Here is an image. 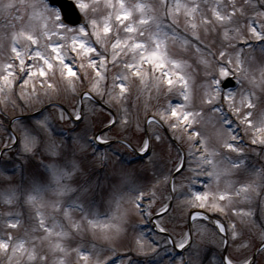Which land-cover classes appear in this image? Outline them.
Listing matches in <instances>:
<instances>
[{"label":"snow or ice","instance_id":"obj_1","mask_svg":"<svg viewBox=\"0 0 264 264\" xmlns=\"http://www.w3.org/2000/svg\"><path fill=\"white\" fill-rule=\"evenodd\" d=\"M117 3L119 11L115 15V22H111V16L105 19L102 30L94 18V5L88 0H35L31 4H25L23 0L20 3L7 0L0 3V12L4 13L5 20L10 19L13 28L17 25L21 28L13 34L7 61L0 63V94L5 90L13 92V85L19 83V99L26 103L33 98L39 101L36 80L46 81L50 74L54 75L59 70L61 76L70 78L71 84L74 80L88 79L89 69L95 72L90 92L81 93L80 104H73L71 110L50 100L41 103L28 116H8V101L4 102L5 108L0 110V205L9 209L23 205L34 208L36 230L45 232V239L55 236L59 240L68 235L62 230L56 231L60 226L55 222L48 226L44 210L49 207L62 211L77 230L80 225L72 221L68 211L72 207H79L82 220H87L93 227L111 228L113 226L107 221L88 219L83 205L69 204L65 208L59 200H47L45 196L50 189L61 197L79 191L80 195L75 198L84 201L88 193L86 186L77 189L64 182L71 183L76 175H84L80 161L88 156L101 165H105L112 156L118 160L119 149L113 145L123 146L133 155L138 154L146 165L152 166L156 161L155 149L165 139L175 143L186 137L189 144L187 155L181 147L177 152V161L173 162L172 169L165 177V183L171 181L174 192L177 176L181 179L182 187L183 182L187 181L189 191L180 194L189 197L184 205L191 206L193 211L188 212L185 219L211 222V246L202 247L201 242L194 241L193 228L187 223V231L177 232L175 229L179 225L172 226L170 230L161 217L174 219L169 215L173 197L170 194L169 203L160 207L158 212H153L157 195L155 185L150 190L149 185L145 184L130 191L129 196V203L134 205L132 211L142 220L152 221L153 215L156 217L153 224L156 235L146 238L143 232H139L133 241L138 252L151 257L145 259L143 264H264V164L259 170L253 166L252 174L258 180L229 181L223 188L220 186L222 177L247 171L245 148L241 147L245 137L249 139L248 148L264 158V116L260 119L254 117L252 103V89L259 86L264 90V66L257 68L255 61L245 52V46L249 51L254 47L252 41L259 42L264 52V0H244L239 8L237 0H225L223 4L221 0H215L214 6L210 5L209 0H185L183 3L181 0H159L158 7L147 3L137 4L135 11L139 13L138 19L125 8L123 0H117ZM29 8L38 9L34 16L43 21L42 34L48 38V43L42 50L33 51L30 47L21 46L26 42L37 47L40 44L32 25L24 24L25 16L20 12V9ZM13 10H16V15L10 17ZM248 12L252 15H247ZM239 18H244L246 23L241 25ZM230 24L237 27L229 28ZM218 28L224 29L219 47L208 40V36ZM233 32L235 34L231 35ZM53 36L60 39L54 41ZM177 40H182L185 46L195 49L204 57L206 84L202 103L216 114L214 126L217 139L227 153H234L235 157L209 150L208 137L197 127L202 124L203 115L189 107L190 77L184 72L183 62L176 59L168 47L170 41ZM109 55L112 64L121 65V70L113 77L112 88L107 92L110 100L103 101L105 92L98 85L106 78ZM130 76L139 78L141 82H146L150 77L158 89L161 84L166 85L167 94H176L179 102L173 103L169 99L166 105H158L151 116L146 115L143 123L137 121L135 127L130 119L120 120L119 128L123 134L112 135L109 133L117 127L118 121L117 114L109 108L111 118L107 124L101 118L100 128L89 136L91 127L85 125L81 128L85 120L81 105L85 101H103L104 105L110 104L111 100L120 101L127 91ZM30 82L33 87L27 91ZM48 87L51 88V85ZM117 88L119 95L115 94ZM92 93H96L100 101ZM13 108L15 110V104ZM49 109H53V112L50 113ZM58 122L72 126L61 127ZM161 130L170 131L172 136L165 137ZM64 132L69 135L65 137ZM38 145L44 146L42 152ZM256 147L260 148L259 152H256ZM42 156L56 161L63 156L64 163H45ZM33 159L37 162L35 170L31 163ZM186 162L196 166L186 170ZM39 169H44L48 174L46 184L33 180L24 182L26 171L35 175ZM197 183H201L203 191L196 190ZM237 184L240 186L237 187ZM118 192L110 194V203ZM145 200L147 204L143 203ZM196 209H207L219 215L209 216L208 211ZM127 215L128 210H125L115 218L119 221L115 226L116 236L125 231ZM6 218L8 223L0 227V254L7 257L8 264H49L48 256L39 254L35 241L29 247L26 238L12 234L11 230L17 229L20 224L19 213L10 211ZM129 226L136 231L135 225ZM51 247L54 252L65 251L60 243ZM161 250L169 254L167 262L163 260ZM109 251L113 255L102 261L97 259V264H117V261L119 264H133L130 257L123 258L115 248ZM76 252L84 264H91L86 249L78 248ZM55 264L65 262L59 260Z\"/></svg>","mask_w":264,"mask_h":264},{"label":"rangeland","instance_id":"obj_2","mask_svg":"<svg viewBox=\"0 0 264 264\" xmlns=\"http://www.w3.org/2000/svg\"><path fill=\"white\" fill-rule=\"evenodd\" d=\"M7 2V0H0V3ZM16 3H20V0H15ZM25 4L34 3L35 0H23ZM89 3L94 5L93 13L94 18L98 21L99 27L103 28V22L111 16V22H115V15L119 11V4L117 0H88ZM185 2V0H181ZM199 2V0H198ZM225 0H221L223 4ZM255 2V0H254ZM126 9L131 11L133 15L138 19L139 13L135 11V6L137 4H151L158 7L159 0H123ZM211 6H214L215 0H209ZM244 0H237V7L239 8L243 5ZM39 10H33L31 8L25 10L20 9L22 15L25 16L24 24H31L34 30V34L40 39L39 47L31 45L30 42L21 45L22 47H30L33 51L42 50L43 46L48 43V38L43 36L42 28L43 21L34 16V12ZM231 11V8H229ZM16 10H13L9 16H15ZM247 15H252L248 12ZM239 23L241 25L246 23L244 18H239ZM12 21L5 20L4 13L0 12V63L7 61L12 47L13 34L18 33L21 28L19 25L13 28L11 26ZM229 28H236V24L228 25ZM91 31V29H89ZM223 28H218L216 32L211 33L208 36V40L214 41L219 47L223 41ZM234 35L235 33H230ZM52 39L59 40V36H53ZM94 39V38H93ZM70 44V41H69ZM253 48L249 51L247 46H245L246 55H249L256 63L257 68L264 66V52L261 51L262 45L257 41H252ZM109 52L111 50V45L109 44ZM169 50L173 56L179 61L183 62L185 65L184 72L188 74L189 79V93L190 102L189 107L194 111H200L203 115V121L201 125L197 127L208 137V147L209 150H215L222 155H231L235 157V154L227 153V150L223 148V145L216 136V114H214L210 107L202 103L205 92V65L202 62L204 57L196 53L195 49H190L182 43V40L170 41L168 44ZM30 62V61H29ZM79 63V62H77ZM86 63V61H85ZM121 70V65H113L111 62V56H108V65L106 78L100 82L98 87L102 92H105L103 101L110 100V96L107 92L112 88V80L117 72ZM89 78L84 80H74L69 83L70 78L66 75L61 76L59 70L55 74H50V78L46 81L36 80L35 87L37 93L40 97L39 101L36 99H31L29 102L19 99L20 96V84L13 85V92H8L5 90L4 93L0 94V110L5 108V101L7 104V115H20L28 116L33 113L36 109L41 106V103H48L50 100L58 104H63L65 107L71 110L73 104H80L79 96L81 93L90 92L92 85L94 83L93 78L95 77V72L89 69ZM183 74V73H182ZM83 75V73H81ZM257 79H259V72L257 71ZM51 85V88L48 87ZM33 84L30 82L27 91H31ZM252 103L254 104L253 113L256 119H260L264 116V90L259 86L252 89ZM95 97L100 100V97L96 93H92ZM115 94L119 95V89H115ZM169 99L173 103L179 102L180 98L176 94L169 96L167 94V86L161 84L158 89L155 84L151 81L150 77L146 82H141L139 78L131 77L127 81V91L120 101L111 100V103L103 106L98 103H89L85 101L81 107L83 108L85 114V120L81 124V128L85 125L91 127L88 135L91 136L92 131H96L100 128L99 120L102 118L104 124L110 117L108 108H111L117 118V127L112 129L109 133L110 135L115 133H122L119 128V121L124 119H130L132 121V126H136V122H144L145 116H151L156 110L158 105H166ZM102 101V102H103ZM15 104V110L13 105ZM50 113L53 109L48 110ZM102 111V116H101ZM126 113V115H125ZM58 119V114H57ZM60 123V122H58ZM64 123V122H61ZM65 124V123H64ZM60 125V124H59ZM67 127H71V124H66ZM162 131V130H161ZM170 135H166L162 131V135L165 137L172 136V133L168 131ZM17 135H20L17 132ZM63 135L66 137L69 135L68 132H64ZM177 135H182V133H177ZM178 146H175L168 139L155 149L156 161L152 166H148L144 163L143 159H137L132 162H127L121 159L118 154H124L129 157L130 151L123 146L113 145L119 149L117 155L119 159L116 160V156L112 158L105 164L101 165L95 163L91 156L81 159V167L84 171V175H76L73 177L71 183H67L69 187H74L79 189L82 185L88 188L87 196L84 201L77 200L75 197L80 195L79 191L66 193L62 197L58 196L51 189L48 191L45 199L47 200H59L60 204L65 208L69 204L72 205H83L88 213V219L107 221L113 227L103 228V227H93L88 224L87 220H82V213L79 211V207H72L68 209L72 221H75L80 225V229L77 230L70 221L64 216L63 212L49 207L44 210V215L48 218V226L51 227L52 223L55 222L60 227L55 229L56 231L67 232L68 235L59 240L55 236L45 239L47 234L42 230H36V221L33 219L35 215L34 208H30L27 205H23L18 208L9 209L0 205V227L8 223L6 214L10 211L19 213L20 224L17 229H13L12 234L19 238H26L29 241V247L32 246L31 242L35 241V245L39 250L40 255H47L49 259V264H55L56 261L63 260L65 264H84V261L80 258V255L76 252V249H86L89 255L91 264H97V259L104 260L107 257L113 255L112 251L109 249L115 248L116 253L120 254L123 258H131L133 264H143L145 259H151L150 256L146 257L143 253L137 251L135 244L133 243L136 235L139 232H143L146 238H151L156 235L155 230L152 229L147 219H143L137 215L132 209L134 205L129 203L130 191H134L136 188L141 187L145 184L149 185L151 189L152 185H155L156 202L153 205V212H158L160 207L169 203L168 197L171 194L173 197L171 199V208L169 209V215L173 216L174 219L169 220L168 216L161 217L165 224L169 226L171 230L172 226L179 225L175 230L177 232L183 230L187 231L185 226L187 221L185 219L187 213L191 206H185L184 201L189 197L181 195V192H188L187 181H184V186H181V179L179 176L175 178V191H172L173 183L171 181L165 183V177L170 169L173 167V162L177 161V152L181 147L184 149V154L187 155V150L189 144L187 139L183 141H176ZM249 139L244 138V145L241 147L245 148V159L247 164V171L241 173H234L229 176L221 178L220 186L221 188L229 182H235L238 180H258V177L252 174L253 166L255 169L259 170L261 165L264 164V158L258 157L255 152L248 148ZM171 146V147H170ZM198 147V146H197ZM39 150L42 152L44 146L38 145ZM91 151V149H89ZM260 148L256 147V152H259ZM151 155V153H150ZM199 155V153H198ZM40 157H37L39 159ZM45 163H64V157H60L58 161L48 160L47 156H42ZM147 161V157H145ZM32 167L35 170L37 168V162L32 160ZM194 164L185 163V168L195 167ZM163 173V174H160ZM187 171L185 175H187ZM33 180L38 184H46L48 180V174L44 169H39L36 171L35 175H30L27 171L25 173L24 182ZM19 182V177L17 178ZM237 187L240 185L237 184ZM196 190L203 191L201 183H197L195 186ZM114 191H119L115 195V200L110 203V194ZM117 201L119 202V208H117ZM147 204L148 201H143ZM89 206H88V205ZM125 210H128V215L126 217L125 231L119 236L115 234V226L119 224V221L115 219L121 215ZM208 211L207 209H205ZM210 214L219 215L218 213ZM154 223L156 217L153 215ZM129 225H135L136 231H133L132 227ZM190 226L193 228V240L196 242H201V246H211L213 226L208 221H202L197 219L196 221H191ZM199 230V231H198ZM203 239L206 241L203 243ZM259 241L257 240L256 243ZM55 243H60L65 249L63 253L58 251H53L52 245ZM147 251V250H146ZM163 260L167 262L170 258L169 254H165L161 250ZM175 253H172L174 255ZM26 259V257H25ZM0 264H8L7 257L0 254ZM119 264V261H117Z\"/></svg>","mask_w":264,"mask_h":264},{"label":"water","instance_id":"obj_3","mask_svg":"<svg viewBox=\"0 0 264 264\" xmlns=\"http://www.w3.org/2000/svg\"><path fill=\"white\" fill-rule=\"evenodd\" d=\"M80 95H81V94H80ZM91 95H92V94H91ZM92 96H93V95H92ZM79 97H80V96H79ZM93 97H95V96H93ZM95 99L98 100V101H100V100L97 99L96 97H95ZM98 104L103 105V106H106V105L103 104L102 101H100V103H98ZM108 109H109V108H108ZM111 111H112V109H111ZM112 113H113V112H112ZM168 135H169V134H168ZM174 144H175L176 146H178L177 142H175ZM178 147H179V146H178ZM198 211H201V210H198ZM208 215L211 216L210 214H208ZM151 223H152V225L154 224L153 221H151ZM188 225L190 226V220H188Z\"/></svg>","mask_w":264,"mask_h":264},{"label":"flooded vegetation","instance_id":"obj_4","mask_svg":"<svg viewBox=\"0 0 264 264\" xmlns=\"http://www.w3.org/2000/svg\"><path fill=\"white\" fill-rule=\"evenodd\" d=\"M202 240H203V243L206 241V240H205V239H203V238H202Z\"/></svg>","mask_w":264,"mask_h":264},{"label":"trees","instance_id":"obj_5","mask_svg":"<svg viewBox=\"0 0 264 264\" xmlns=\"http://www.w3.org/2000/svg\"><path fill=\"white\" fill-rule=\"evenodd\" d=\"M60 124H62V123L60 122Z\"/></svg>","mask_w":264,"mask_h":264}]
</instances>
